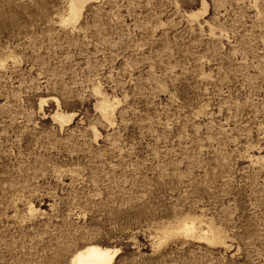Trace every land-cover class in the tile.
Masks as SVG:
<instances>
[{
    "label": "rangeland",
    "instance_id": "obj_1",
    "mask_svg": "<svg viewBox=\"0 0 264 264\" xmlns=\"http://www.w3.org/2000/svg\"><path fill=\"white\" fill-rule=\"evenodd\" d=\"M67 6L0 0V264H264V0Z\"/></svg>",
    "mask_w": 264,
    "mask_h": 264
},
{
    "label": "bare ground",
    "instance_id": "obj_2",
    "mask_svg": "<svg viewBox=\"0 0 264 264\" xmlns=\"http://www.w3.org/2000/svg\"><path fill=\"white\" fill-rule=\"evenodd\" d=\"M86 2L87 0H68V13L66 17L62 18L65 26H68L69 24H75V22L82 15ZM197 14L198 12H193L191 13V16L196 17ZM116 103L117 101H111L106 95H101L96 103V106L99 108V110H101V113L103 116H105V118L110 119L114 108L116 107ZM71 116L72 114L61 110H56L54 112V117L58 119L61 124L70 120ZM29 209L32 210L34 208L30 207ZM197 223L198 222L193 219L189 220L183 218V220H180L179 224L175 227L172 226L160 228V240H166L173 234H180L187 237L204 238L207 240V242L210 241L213 243H223L221 234L218 230L212 227H204L203 225H198ZM118 250L119 249L115 247L104 246L95 242H90L79 247V249H76V252L72 254V257H70L69 264H112L115 254L118 253Z\"/></svg>",
    "mask_w": 264,
    "mask_h": 264
}]
</instances>
